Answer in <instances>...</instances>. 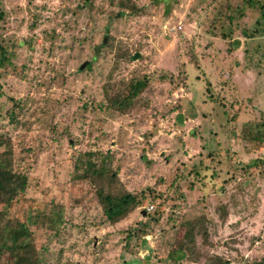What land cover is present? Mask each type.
I'll return each instance as SVG.
<instances>
[{"label":"rangeland","instance_id":"374dc122","mask_svg":"<svg viewBox=\"0 0 264 264\" xmlns=\"http://www.w3.org/2000/svg\"><path fill=\"white\" fill-rule=\"evenodd\" d=\"M134 1L142 14H119L106 0L90 9L77 0H0L11 62L0 69V161L28 180L11 213L28 215L35 248L47 245L43 264L256 260L264 255V148L251 151L237 134L242 122L264 118L263 0H240V17L220 27L211 20L225 0ZM180 71L183 86L155 79ZM143 74L148 83L127 111L105 107ZM84 156L104 157L141 205L106 222L93 187L73 176ZM148 217V233L126 246L123 230ZM194 217L207 231L205 241L194 234L195 259L165 258L179 223Z\"/></svg>","mask_w":264,"mask_h":264},{"label":"trees","instance_id":"16d2710c","mask_svg":"<svg viewBox=\"0 0 264 264\" xmlns=\"http://www.w3.org/2000/svg\"><path fill=\"white\" fill-rule=\"evenodd\" d=\"M93 1L77 0V7L90 9ZM106 1L108 5L116 7L119 14L126 13L130 16H136L142 14L144 10L142 6L136 5L134 0ZM249 4L252 5V2ZM240 5V0L235 2L225 0L222 3V9H224L222 14L221 6L218 10V13L222 16L215 17L211 20V23H217L220 27L227 22V25L230 26L232 20H237L240 17ZM257 7L258 17L264 20V0ZM261 31H264V24L261 27ZM102 44L101 42L99 45L102 46ZM10 64V52L6 44L0 40V69L8 67ZM184 75L183 71H180L175 76L163 73L156 76L155 79L157 81L173 82L175 83L173 84L174 87L177 85L183 86L184 84L182 83L186 79ZM148 80L149 76L146 74L129 79L123 90L106 100L105 107L112 108L118 113L127 111L133 105L140 92L146 87ZM237 136L246 143L251 151L264 148V118L258 119V122L253 120L242 122ZM97 158L92 160L89 156H84L79 159L77 164H75L73 176L85 179L93 187L101 215L106 222L112 224L140 206L144 197L127 191L109 163L105 162L104 157ZM27 182V176L24 172L14 171L0 161V264H43L47 260L49 253L47 245L35 248L31 242L28 215L25 214L24 218L21 219L11 213L14 204L25 191ZM156 199L158 198L152 194L150 201H156ZM156 207H161L160 200L156 201ZM149 219L154 220L152 217L138 220L123 230L126 246L129 244L128 239L132 236L142 237L148 233ZM179 225L183 228L182 234L175 246L168 251L165 258L174 261L183 258L195 259L193 249L194 234L198 233L202 241L206 240L207 231L203 224V218L194 217L180 222ZM55 235L54 231L51 236ZM48 241H50L49 237ZM211 259L216 264H226L225 260L219 256H213ZM247 264H264V255Z\"/></svg>","mask_w":264,"mask_h":264},{"label":"water","instance_id":"95a60500","mask_svg":"<svg viewBox=\"0 0 264 264\" xmlns=\"http://www.w3.org/2000/svg\"><path fill=\"white\" fill-rule=\"evenodd\" d=\"M105 37L102 38L101 42L104 43ZM137 57V53L130 57V59H135ZM81 67V66H80Z\"/></svg>","mask_w":264,"mask_h":264},{"label":"built area","instance_id":"2783aa9c","mask_svg":"<svg viewBox=\"0 0 264 264\" xmlns=\"http://www.w3.org/2000/svg\"><path fill=\"white\" fill-rule=\"evenodd\" d=\"M178 27H180V21L177 22ZM149 209L152 208V205H149Z\"/></svg>","mask_w":264,"mask_h":264}]
</instances>
